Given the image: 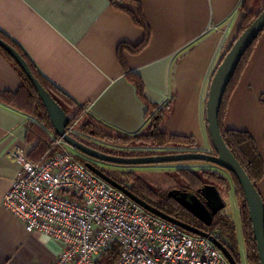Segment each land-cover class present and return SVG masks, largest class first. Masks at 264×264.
Returning a JSON list of instances; mask_svg holds the SVG:
<instances>
[{
  "label": "crops",
  "instance_id": "0c3cea01",
  "mask_svg": "<svg viewBox=\"0 0 264 264\" xmlns=\"http://www.w3.org/2000/svg\"><path fill=\"white\" fill-rule=\"evenodd\" d=\"M240 2L0 0V31L49 82L123 132L143 130L147 104L155 112L174 92L168 130L197 137L205 149L212 146L202 122L209 82L239 32L245 16ZM263 2L252 0V7ZM253 50L228 101L224 125L249 131L264 159V31ZM126 71L142 78L146 102ZM20 84L18 70L0 50V91H15ZM28 117L0 101V264H48L60 250L48 236L28 233L2 203L21 172L12 151L24 148L29 155L35 145L26 140ZM258 189L264 199V178Z\"/></svg>",
  "mask_w": 264,
  "mask_h": 264
},
{
  "label": "built area",
  "instance_id": "2783aa9c",
  "mask_svg": "<svg viewBox=\"0 0 264 264\" xmlns=\"http://www.w3.org/2000/svg\"><path fill=\"white\" fill-rule=\"evenodd\" d=\"M73 128L69 125L67 132L75 133ZM58 139L60 148L43 161L16 148L13 157L21 172L2 199L28 233L60 244L48 264H96L114 243L121 251L112 264H230L208 237L148 211Z\"/></svg>",
  "mask_w": 264,
  "mask_h": 264
},
{
  "label": "trees",
  "instance_id": "16d2710c",
  "mask_svg": "<svg viewBox=\"0 0 264 264\" xmlns=\"http://www.w3.org/2000/svg\"><path fill=\"white\" fill-rule=\"evenodd\" d=\"M240 7L245 11V16L239 33H241L260 13V11H262L263 6L260 8H255L252 7V0H241ZM261 34L262 32L259 34V36ZM259 36H257L258 38L249 45L246 52L240 59V62H238V66L225 90L223 102L219 112L220 128L224 140L226 141L230 150L238 158L256 186H258V183L264 178V159L259 146L254 136L249 131L225 127L224 118L228 108V101L230 100L233 91L236 89V86L241 80V75H243V72L249 63ZM0 37L15 46L17 50L24 56L34 75L49 90L57 102L66 111L70 122L74 120H80L78 123V129L80 132L73 133V136L76 139L99 148L100 150L120 155H145L200 150L198 139L195 136L176 135L171 133L167 128V117L174 108V92H172L171 98L166 104L160 106L159 108H157L158 106L154 107L157 108L155 112L149 111L150 106L148 103V110L145 112V119L147 122L149 119L150 120L147 127H145L146 129L135 134H129L107 125L93 116L91 113L86 112L83 105L64 94L58 87H56V85L49 82L39 72L27 54L18 46L16 42H14L2 31H0ZM144 43L145 40L138 46L142 47ZM126 46L127 45H125V47ZM0 50L16 67L21 76V84L18 89L15 91H0V101L29 115L27 120L28 128L26 140L29 143L35 142L34 147H32L29 152V157L35 161H43L47 157L53 155L59 149V146L56 143V138L60 136L57 135L48 110L29 76L6 49L0 46ZM126 77L136 84L138 94L146 102L142 78L139 75L129 71H126ZM205 115L206 112L204 111V115L202 116L205 117V129H207L208 122ZM207 132L209 134L208 129ZM89 136L112 143L116 146L120 145L124 147H131L133 149L124 151L117 149H105L96 145L95 143H89L87 139ZM154 146L160 148L162 147L166 150L158 151L149 148ZM76 154L80 160L85 162V159L82 155L84 153L77 150ZM176 171L178 179H182L184 181V187L180 189L191 193H197L200 190V187L203 185H212L216 188L217 185H226L228 186L227 189H233V192L239 201L237 205L240 207L241 229L245 244L246 262L247 264H260L257 247L258 242L254 236L249 207L241 183L235 173L228 171L229 176H227L219 170L212 168L200 167L195 169L186 166L177 167ZM128 180H130L131 183H129ZM122 183L150 204L164 210L174 217L186 221L185 217L190 213V210L187 209L181 202H179L172 194H170L171 189L167 191L152 186L141 176L135 174L134 171H130L127 180H124ZM211 232H215L218 235V238L222 239V242L228 246L236 261L239 264H242V253L237 234V226L231 216L220 211L213 220ZM120 251V245L118 243H114L103 251V253L97 258L96 264H112L118 258Z\"/></svg>",
  "mask_w": 264,
  "mask_h": 264
},
{
  "label": "water",
  "instance_id": "95a60500",
  "mask_svg": "<svg viewBox=\"0 0 264 264\" xmlns=\"http://www.w3.org/2000/svg\"><path fill=\"white\" fill-rule=\"evenodd\" d=\"M264 30V7L262 11L252 20V22L234 39L231 45L225 50L224 54L218 65L216 66L211 82L209 85L205 112L206 120L208 122L209 135L214 147V152H208L203 150L197 151H180V152H166V153H156V154H145V155H120L112 154L99 148H96L90 144L76 139L72 134L67 132V125L70 122L69 117L63 107L57 102L49 90L40 82V80L34 75L30 65L24 56L17 50L15 46L0 37V46L6 49L22 67V69L29 76L34 86L36 87L42 101L44 102L52 123L54 125L55 131L58 136L62 137L67 144L72 148L79 150L80 152L94 157L98 160H105L116 163H156L165 161H179L186 159H203L211 161L223 167L229 171L235 173L239 179L247 204L249 207L250 217L253 225V232L256 238L259 260L260 264H264V199L258 191V186L254 184L238 158L228 147L226 141L221 132L220 122H219V112L223 102L225 90L227 85L235 72L238 62L242 58L243 54L246 52L250 44H252L259 36V34ZM85 165L95 172L97 175L114 185L115 187L124 191L132 199L141 204L148 211L163 217L182 228L186 229L191 233H196L208 237L212 242L223 251L230 261L231 264H239L231 251L224 242H222L217 236L213 235L211 232H207L198 227L192 226L191 224L168 214L164 210L150 204L145 199L135 194L130 188L124 185L122 182L118 181L105 171H103L96 164L85 161ZM217 197V202L220 204L221 208L224 207V200L218 191V189L212 186ZM179 202H181L187 209L192 212H196L193 207V202L195 197L191 192L181 189H172L170 191ZM219 206V207H220Z\"/></svg>",
  "mask_w": 264,
  "mask_h": 264
},
{
  "label": "rangeland",
  "instance_id": "374dc122",
  "mask_svg": "<svg viewBox=\"0 0 264 264\" xmlns=\"http://www.w3.org/2000/svg\"><path fill=\"white\" fill-rule=\"evenodd\" d=\"M262 6L264 7L263 3H261L259 5V7H257V8H260ZM263 7H262V9H263ZM242 22H243V20H242ZM242 22H241V25H242ZM241 25H240V28H241ZM238 34H239V32H238ZM238 34H237V36H238ZM210 82H211V80H210ZM210 82H209V85H210ZM149 120H148V122H149ZM79 121L80 120H74V121L69 122L67 125V128L69 125H71V126L73 125L74 126L73 131L74 132H80V130L78 129ZM148 122L146 121L145 127H147ZM202 122H203V125L205 127L206 121H205L204 116L202 118ZM145 127L143 130L146 129ZM140 131H142V130H140ZM140 131H138V132H140ZM135 133H137V132H135ZM135 133H129V134H135ZM58 138H60V137H58ZM58 138H56V143L59 140ZM87 139H88L89 143L90 142L95 143L96 145L101 146L105 149H117V150H123V151L133 149L131 147H124V146H120V145L116 146L112 143L105 142V141H102L100 139H97V138L91 137V136L87 137ZM198 142H199V140H198ZM169 146H171V145H169ZM199 146H200V144H199ZM66 148H68V147H66ZM137 148H139V147H137ZM149 148H152V149H155L158 151H165L166 150V149H163L162 147L160 148V147H156V146L149 147ZM71 149L74 150L75 152H77V150L75 148H71ZM199 149L203 150V151L214 152L213 145L210 147H205V149L202 147L201 148L199 147ZM12 153H13V151H12ZM82 155H85V154H82ZM128 156H135V155H128ZM101 165L104 166L108 171H110L111 173H114L115 175H117L119 178H121L123 180H127L130 171H134L135 174L141 176L145 181H147V183L151 184L152 186H155V187L161 188L163 190H167V191L170 189L171 190L172 189H180V188L184 187V181L182 179H178L177 171H176L177 167H180V166H186V167H191V168H195V169H198L200 167L212 168V169L219 170L223 174L229 176V172H228L229 170H227L223 167H220L219 165H217L214 162L203 160V159H186V160H179V161H165V162H156V163H116V162L101 160ZM128 182L131 183L130 180H128ZM227 187L228 186H226V185L225 186L217 185V189L220 192V194L224 200V203H225L221 212L225 213L227 215H230L231 218L235 221L236 226H237V234H238L240 249H241V253H242V264H247L246 257H245V244H244V240H243V236H242V229H241L240 207H239V205H237L239 201L237 200V197L234 194L233 189H227ZM228 261H229V259H228ZM229 263H230V261H229Z\"/></svg>",
  "mask_w": 264,
  "mask_h": 264
},
{
  "label": "flooded vegetation",
  "instance_id": "af4514ba",
  "mask_svg": "<svg viewBox=\"0 0 264 264\" xmlns=\"http://www.w3.org/2000/svg\"><path fill=\"white\" fill-rule=\"evenodd\" d=\"M83 157L85 161H90L96 164L103 171L109 173L118 181L124 182L123 179L119 178L117 175L111 173L104 166H102L100 160L86 154L83 155ZM181 190L183 191V189ZM192 194L195 197L193 207L195 208L196 212L190 211V213L186 215L185 219L187 223L191 224L192 226L198 227L207 232H211V225L213 223V220L223 207L221 208L220 204L217 202V197L215 195V191L212 188V185H203L200 187V190L197 193Z\"/></svg>",
  "mask_w": 264,
  "mask_h": 264
}]
</instances>
